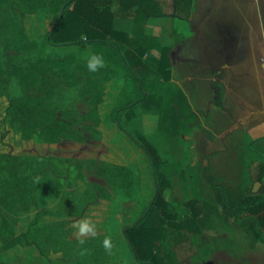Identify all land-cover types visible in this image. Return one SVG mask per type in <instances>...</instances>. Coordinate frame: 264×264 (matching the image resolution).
Listing matches in <instances>:
<instances>
[{
	"label": "trees",
	"instance_id": "trees-1",
	"mask_svg": "<svg viewBox=\"0 0 264 264\" xmlns=\"http://www.w3.org/2000/svg\"><path fill=\"white\" fill-rule=\"evenodd\" d=\"M51 0L55 20L42 29L46 43L52 46H91L99 59L124 71L130 88L124 90L120 101L111 109L115 124L145 151L151 165L149 185H155V194L134 224L125 226L124 238L134 259L142 264H162L159 237L162 225L186 228L198 234L197 197L189 205L191 215L181 222L173 221L167 211L163 194V172L159 166L157 148L145 136L137 137L125 121V113L141 105L150 96L159 95L157 133L168 140L183 142L194 128L202 126L187 94L172 80L170 47L161 37L146 31L145 25L154 0ZM29 14L44 8V0H24ZM119 8H113V6ZM0 0V99L6 100L5 123L9 130L22 139L38 144L61 142L86 143L101 139L105 118L101 112L108 94L107 77L78 62L75 54L63 56H30L20 60V54L33 53L39 47L32 38V28L21 23ZM153 55L158 66L153 77L143 78L138 69L145 56ZM98 70V69H97ZM8 75L19 79L24 94L15 96L8 87ZM61 81L68 88H76L78 95L90 109L81 114L76 105L66 103L65 94H59ZM111 81V80H110ZM244 186L240 196L229 200L222 184V211L235 220L247 222L248 233L256 242L264 243V137L248 140L241 151ZM259 163L260 180L252 169ZM93 171L105 184L91 183L85 170ZM208 176L209 167L189 166L184 176L197 182L199 176ZM85 182V190L79 182ZM142 177L132 166L107 160L75 159L72 157L18 154L0 151V242L2 249L16 246L36 247L49 258L51 250H63L65 257H75L78 264H108L103 244L95 238L65 242L69 234L67 221L49 223V214L82 215L89 205L100 198L113 199L117 194L126 202L139 201ZM115 193V194H114ZM196 193V192H195ZM59 197L54 211L48 201ZM36 208L33 220L20 223L19 213ZM166 217V218H165ZM170 219V220H169ZM0 264H14L0 262Z\"/></svg>",
	"mask_w": 264,
	"mask_h": 264
},
{
	"label": "rangeland",
	"instance_id": "rangeland-1",
	"mask_svg": "<svg viewBox=\"0 0 264 264\" xmlns=\"http://www.w3.org/2000/svg\"><path fill=\"white\" fill-rule=\"evenodd\" d=\"M3 8L12 14L23 24L32 28L34 33L32 38H37L39 47L33 53L20 54L19 59L23 60L31 55L34 56H63L75 54L78 62L87 66L89 60L98 56L91 46H52L46 43L43 27L55 20L52 12L51 0H44L45 4L36 8H44L40 11L29 14L24 0H2ZM63 2V0H61ZM198 8H207L206 0H197ZM196 0L190 2L178 1L175 8H196ZM212 1V2H211ZM60 3L59 7L61 6ZM210 8H217L213 13L212 22L221 26V31L226 36L234 32L250 31L249 24L255 29L256 37L261 36L264 49V0H210ZM164 8H173L172 0ZM170 11V9H168ZM159 20V19H158ZM161 24L157 29H149L151 33L159 34L163 37L166 44L173 45L176 37L169 32L171 27L178 33L179 37H194V22L190 15L176 11L171 18L160 19ZM198 26V23H197ZM199 28V26H198ZM163 31V32H162ZM172 33V32H171ZM100 66L96 71L103 76L110 75L107 82L108 94L106 102L102 105L101 112L105 118L102 125L103 138L89 139L84 144L67 147V144L49 145L38 144L34 141L24 140L20 134L9 130L5 123V109L8 105L6 100L0 99V151H13L18 154L46 155L57 154L63 156H77V158H96L109 156L113 160L123 158L128 161L125 163L134 167L141 177L151 179L148 162L143 164L145 151L125 132L118 130L110 115L111 109L120 101L125 89L131 85L124 71L114 67L108 62L101 60ZM144 64L138 71L143 78L154 76L158 62L153 55L145 56ZM173 67V66H172ZM8 87L13 95L22 96L24 90L19 79L14 75H8ZM111 80V81H110ZM58 92L66 96V103L77 106L81 114L86 113L90 107L80 98L76 88H68L62 81L59 84ZM161 97L159 95L150 96L141 105L132 108L125 113V121L130 130L137 136H145L158 150L159 166L163 172V194L167 202V211L172 215L173 221L181 222L191 215L189 205L195 198L199 197L196 204V211L199 214L197 219L198 234L186 228H175L170 223L162 225L161 236L159 237L160 254L162 264H264V243L256 242L247 232L248 223L235 220L224 214L222 211L223 192L221 187L213 184H222L227 190L229 200L240 196L244 186L242 172L241 151L242 144L239 141L229 142L215 140L211 132L203 126L194 128L190 135L184 136L183 142L168 141L158 136L157 124ZM124 156V157H123ZM209 167L208 176L201 175L197 182H192L184 176L189 166ZM151 168V167H150ZM262 169L259 164L253 167V177L260 180ZM88 181L91 183L105 184L103 178L98 177L93 171L85 170ZM144 175V176H143ZM147 180V179H145ZM139 198L143 200V208L138 214L133 216V206L135 201L126 202L125 198L117 194L113 199L123 203V217L115 214L109 216L106 225L110 230L104 235L94 237L96 242L103 244L106 248L105 255L108 264H142L137 262L129 246L122 236L116 237L117 225L123 221L125 226L134 224L138 217L143 213L155 194V185L152 188L143 183ZM81 185L86 188L87 184L83 181ZM263 183H257L253 189L258 190ZM196 192V193H195ZM107 202V201H105ZM106 206H101V208ZM166 218V217H165ZM170 220V219H169ZM85 240V239H83ZM80 241V240H78ZM2 247V243L0 242ZM0 247V262H10L14 264H49V258L42 256L39 250L29 247L11 248L4 250ZM6 251V252H5Z\"/></svg>",
	"mask_w": 264,
	"mask_h": 264
},
{
	"label": "crops",
	"instance_id": "crops-1",
	"mask_svg": "<svg viewBox=\"0 0 264 264\" xmlns=\"http://www.w3.org/2000/svg\"><path fill=\"white\" fill-rule=\"evenodd\" d=\"M178 1L180 0H172L173 8H164L168 0H154L152 8L148 9L150 16L145 25L148 33L161 37L162 42L170 47L172 80L187 94L194 111L199 116L201 125L211 132L215 140L229 142L228 145L233 141H239L244 146L248 140L264 137V49L261 36L256 37L255 29H252L251 24H249L248 33L236 31L226 36L221 31L222 27L211 20L217 8H210V0H206L207 8H198L197 0L196 8H175ZM181 1L190 2V0ZM113 8L119 7L115 5ZM176 11L190 15L191 21L196 23L194 29L197 36L180 38L179 33L171 27L169 34L176 37V40L173 45H169L163 41L161 35L151 33L148 27L156 30L162 23L160 19L171 18ZM116 128L121 130L117 125ZM62 144H67V147L71 148L84 143L61 142L53 145ZM143 157V160H146L143 164L148 162L151 167L146 153ZM72 158L128 163L122 157L119 158L120 160H113L109 156L98 159L77 158V156ZM257 164L259 163H255L254 166ZM150 167L149 171H151ZM142 179H144L143 183L147 184L150 176L142 177ZM257 183L264 184V170L261 180ZM79 188L86 189L80 182ZM143 200L139 198V201L134 204L132 218L142 210ZM119 202V199L116 201L100 198L96 203L89 205L82 215L62 216L53 213L46 219L49 223L67 221L66 229L70 232L64 239L65 242L90 239L108 233L110 228L106 225V220L109 216L115 214L120 218L122 216L123 221L125 220L123 203ZM58 204L59 197L53 196L48 201L47 207L54 211ZM101 206L106 207L101 208ZM37 211L33 208L28 212L19 213L20 223L24 224L33 220ZM85 221L90 225L91 230L82 233L80 225ZM123 221L117 225L116 237L123 235ZM18 247L23 246H16L14 249ZM49 264H78V260L72 256L65 257L63 250H51Z\"/></svg>",
	"mask_w": 264,
	"mask_h": 264
},
{
	"label": "clouds",
	"instance_id": "clouds-1",
	"mask_svg": "<svg viewBox=\"0 0 264 264\" xmlns=\"http://www.w3.org/2000/svg\"><path fill=\"white\" fill-rule=\"evenodd\" d=\"M100 66V61L98 60V58L96 56H93L90 60H89V63H88V67L89 69L91 70H96L97 67ZM91 230V227L90 225L85 221V222H82L81 225H80V231L83 233V232H86V231H90Z\"/></svg>",
	"mask_w": 264,
	"mask_h": 264
}]
</instances>
